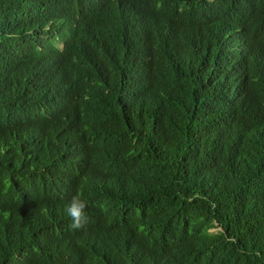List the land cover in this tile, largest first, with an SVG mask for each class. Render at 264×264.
Wrapping results in <instances>:
<instances>
[{"label": "trees", "instance_id": "obj_1", "mask_svg": "<svg viewBox=\"0 0 264 264\" xmlns=\"http://www.w3.org/2000/svg\"><path fill=\"white\" fill-rule=\"evenodd\" d=\"M248 26L264 0H0V264H264Z\"/></svg>", "mask_w": 264, "mask_h": 264}, {"label": "clouds", "instance_id": "obj_2", "mask_svg": "<svg viewBox=\"0 0 264 264\" xmlns=\"http://www.w3.org/2000/svg\"><path fill=\"white\" fill-rule=\"evenodd\" d=\"M248 29L251 35L257 40L259 52L264 53V45L261 42L257 32L250 26H248ZM59 48H61V45H59ZM85 188L86 187L82 186L81 190H78L79 194L82 193L85 190ZM86 207H87V202L85 200H83L79 196L72 197L66 209L67 214L71 219L70 227L72 229L74 230L81 229L87 223L88 217L85 212ZM214 229L215 231L218 230L217 228Z\"/></svg>", "mask_w": 264, "mask_h": 264}, {"label": "rangeland", "instance_id": "obj_3", "mask_svg": "<svg viewBox=\"0 0 264 264\" xmlns=\"http://www.w3.org/2000/svg\"><path fill=\"white\" fill-rule=\"evenodd\" d=\"M211 231H215V229L211 230Z\"/></svg>", "mask_w": 264, "mask_h": 264}]
</instances>
